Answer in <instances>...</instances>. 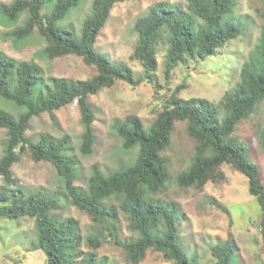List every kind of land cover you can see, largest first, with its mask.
I'll return each instance as SVG.
<instances>
[{
    "label": "trees",
    "instance_id": "16d2710c",
    "mask_svg": "<svg viewBox=\"0 0 264 264\" xmlns=\"http://www.w3.org/2000/svg\"><path fill=\"white\" fill-rule=\"evenodd\" d=\"M125 1L132 0H93L91 14L84 21L79 36L61 23L80 7L82 0H14L0 4V15L11 22H16L22 13L28 14L26 22L10 33L14 40H24L38 28L47 43L44 53L48 58L74 54L97 68V74L88 80L53 77L44 83L40 66L28 61L18 62L0 51V99L24 110L17 119L0 110V128L7 134L0 158V177L4 183L0 188V220L34 218L37 237L32 247L45 253L47 264H73L77 258H81L80 264H104L97 261L93 253L83 256L77 253L83 242L77 221L72 218L61 221L50 215L59 207L58 197L27 192L14 179L12 166L21 153L29 150L35 161L50 162L56 168L64 180L66 199L108 230L115 243L124 248L128 261L140 263L152 249L162 253L169 261L167 264H197L183 251L179 240L177 204L155 197L170 180L161 154L171 146L176 122H187V134L196 142L195 156L190 168L179 175L178 185L202 187L220 166L231 165L248 178L249 194L261 208L264 244V180L247 144L234 136L237 125L255 113L264 101V24L256 52L242 67L240 82L221 102L222 118L216 106L205 98H180L178 94L185 86L178 87L149 129L133 115L114 122L123 140L122 148L130 151L138 147V157L132 165L108 175L99 165H94L86 192L75 185L78 160L67 155L71 152L68 137L56 139L42 135L38 141L27 138L33 118L44 113L53 116L55 111L77 101L84 129L80 151L85 156L93 153L96 119L89 97L119 80L132 86L143 82V78H136L128 67L114 63L96 47L112 9ZM185 1L186 7L158 2L134 25L138 43L133 57L142 62L145 79L151 83L157 70L156 48L162 42L167 44L170 70L190 60L203 61L214 56L248 27L247 22L234 17L238 0ZM49 5L52 9L43 17L42 10ZM261 145L264 148V130ZM112 197L119 200L118 207L105 203ZM120 210L138 235L134 241H118ZM100 237L101 232H98L89 242L99 247ZM211 253L214 264H238L231 240L213 246Z\"/></svg>",
    "mask_w": 264,
    "mask_h": 264
},
{
    "label": "rangeland",
    "instance_id": "374dc122",
    "mask_svg": "<svg viewBox=\"0 0 264 264\" xmlns=\"http://www.w3.org/2000/svg\"><path fill=\"white\" fill-rule=\"evenodd\" d=\"M14 0H0V4H10ZM93 0H82L61 25L74 29L79 36L84 21L91 14ZM178 3L186 7L185 0H132L116 4L106 26L102 29L97 49L108 54L110 59L128 67L136 78H143L138 86L117 81L112 87L102 89L89 97L95 112L94 129L96 144L91 155L81 153L82 133L81 110L77 101L54 112L33 118L27 138L38 141L42 135L56 139L69 138L71 152L67 155L78 160L75 185L84 192L94 165H99L104 174L132 165L138 157L139 148L130 151L122 148L123 140L114 128V122L123 121L128 116L138 117L149 129L162 112L174 91L184 85L178 96L182 99L205 98L213 103L224 115L222 101L225 94L240 82L241 70L245 62L256 52L264 24V0H238L234 17L248 23L247 29L214 56L205 60H190L186 64L168 70L167 44L162 42L156 48L157 70L151 83L145 79L144 66L133 57L138 43L134 29L136 21L148 14L158 2ZM52 7L42 10L46 17ZM27 13H22L16 22L0 15V51L16 61H28L41 67L44 83L48 79L66 78L73 81L88 80L97 74V68L88 65L82 57L74 54L55 59L48 58L44 49L46 41L38 28L24 40L16 41L10 33L26 22ZM0 110L18 118L23 109L0 99ZM56 120H54V118ZM264 130V101L256 112L240 122L234 136L249 147L252 159L260 168L264 180V148L261 135ZM6 130L0 128V158L3 155ZM196 142L187 134V122H176L169 149L161 156L170 173L166 188L155 197L164 202L176 203L179 240L183 251L194 258L197 264H214L212 247L231 240L236 248L238 264H264V244L261 237V208L257 200L249 194L248 178L229 164L220 166L202 187H180L179 175L186 172L195 156ZM12 175L27 192H39L59 198V207L50 215L58 220L72 218L78 223L82 235L80 256L95 254L97 261L104 264H136L126 258L123 247L109 236V231L94 222L85 212L73 206L65 197L64 180L56 168L46 161H35L29 150L19 155L12 166ZM4 185L0 177V188ZM108 206H119V200L112 197L105 202ZM2 204L0 203V207ZM174 207L173 204H171ZM118 241H134L137 233L131 228L128 217L120 210L117 219ZM101 232V245L94 247L90 237ZM37 237L35 219L22 217L17 220H0V264H47L42 250L32 247ZM77 258L73 264H80ZM162 253L152 249L147 251L143 261L137 264H167Z\"/></svg>",
    "mask_w": 264,
    "mask_h": 264
}]
</instances>
